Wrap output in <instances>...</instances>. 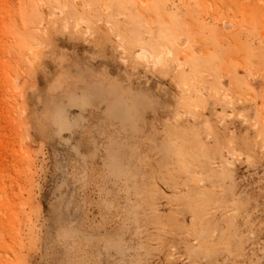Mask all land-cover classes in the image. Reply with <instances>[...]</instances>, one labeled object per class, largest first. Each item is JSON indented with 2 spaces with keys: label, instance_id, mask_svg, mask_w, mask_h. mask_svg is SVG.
<instances>
[{
  "label": "rangeland",
  "instance_id": "obj_1",
  "mask_svg": "<svg viewBox=\"0 0 264 264\" xmlns=\"http://www.w3.org/2000/svg\"><path fill=\"white\" fill-rule=\"evenodd\" d=\"M0 264H264V0H0Z\"/></svg>",
  "mask_w": 264,
  "mask_h": 264
},
{
  "label": "bare ground",
  "instance_id": "obj_2",
  "mask_svg": "<svg viewBox=\"0 0 264 264\" xmlns=\"http://www.w3.org/2000/svg\"><path fill=\"white\" fill-rule=\"evenodd\" d=\"M169 52H170V51H169ZM137 56H138L139 58H147V57H148V53H147V51H146L145 49H139V50L137 51ZM164 58H166V55H165V54L158 56L155 65H157V64H160V65L163 64V62H164ZM163 65H164V64H163ZM163 65H161V67H163ZM62 123H63V125H66V124H67L65 120H64ZM179 206H180V205H179ZM177 209H178V208H177ZM179 209H180V208H179Z\"/></svg>",
  "mask_w": 264,
  "mask_h": 264
}]
</instances>
